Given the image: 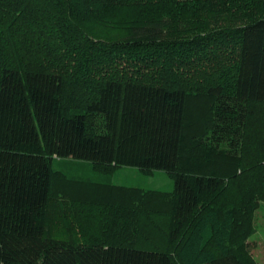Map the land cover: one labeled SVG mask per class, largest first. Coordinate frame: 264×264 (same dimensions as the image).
I'll use <instances>...</instances> for the list:
<instances>
[{"label":"trees","instance_id":"obj_1","mask_svg":"<svg viewBox=\"0 0 264 264\" xmlns=\"http://www.w3.org/2000/svg\"><path fill=\"white\" fill-rule=\"evenodd\" d=\"M197 4L0 0V264H253L237 215L264 200V17L216 28ZM126 8L143 23L91 38ZM71 159L173 187L70 186L51 165Z\"/></svg>","mask_w":264,"mask_h":264},{"label":"rangeland","instance_id":"obj_2","mask_svg":"<svg viewBox=\"0 0 264 264\" xmlns=\"http://www.w3.org/2000/svg\"><path fill=\"white\" fill-rule=\"evenodd\" d=\"M194 1L198 2L195 8L200 10L197 11L203 14L206 13V9L207 11L209 10L208 7L210 2L216 1L219 3L218 7H216V9L219 11L216 12L218 15L214 21L209 23L211 25L214 24L216 28L219 26L225 27L227 25L238 26L252 21L257 17H264V2L254 3L253 1H247L234 3V0H209L210 2L208 5L203 3L204 0H193V3H195ZM180 4L188 7V5H186L184 2H180ZM177 5L178 4H175V7L178 9ZM141 6L143 7L146 5ZM155 6L157 8H161L163 21H171L174 23V17L165 11V8H170L168 4L159 2L158 4H155ZM231 7H233L235 10H239L235 17H229L230 9H232ZM243 10L246 12L238 15ZM132 14H134L133 18L130 17ZM201 18L199 17L197 21H187L184 17L183 22L190 25L187 28H181L183 32L182 36H192L196 32V26H199L202 23ZM135 19L137 22L141 24L143 23L139 12L133 13L126 8L122 13H113L111 15L107 14L106 16H103V22L101 21L102 23L100 26L94 25L95 27H93V25H90L91 28L87 29V31L91 34L92 39L95 36L101 38V40L114 41L127 32V24L132 20L135 22ZM192 24L194 25L191 26ZM168 32L173 34V28L168 27L166 33L168 34ZM51 168L53 171L61 173L67 180L71 181L72 185L70 186L76 185L75 183H77V186H83L88 183H97L105 186L106 182H111L118 185L141 188L146 192H152L154 190H162L167 192L172 190L173 187L172 179L163 171H154L153 174H147L139 171L136 168H122L116 170L111 175L109 174V177H103L98 175V173L93 172L89 163L80 162L73 159L55 161L52 163ZM67 188H69V186ZM220 202L222 201L219 199L216 201V203ZM51 203L54 204V201H51ZM241 207L242 208L237 215V223L240 226H245L247 223L249 224V226L246 227L249 234L243 243V252L247 255L246 260L252 262L253 264H264V200L258 199L254 204H244ZM53 237L57 239H64L62 238L64 237V232H55Z\"/></svg>","mask_w":264,"mask_h":264},{"label":"crops","instance_id":"obj_3","mask_svg":"<svg viewBox=\"0 0 264 264\" xmlns=\"http://www.w3.org/2000/svg\"><path fill=\"white\" fill-rule=\"evenodd\" d=\"M114 184V183H113ZM116 185H118V184H116ZM119 186H125V185H119Z\"/></svg>","mask_w":264,"mask_h":264}]
</instances>
